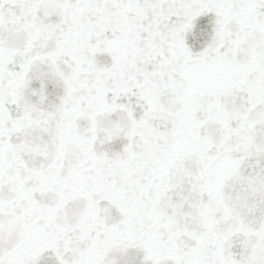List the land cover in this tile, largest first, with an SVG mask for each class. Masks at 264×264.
Segmentation results:
<instances>
[{"label":"snow or ice","instance_id":"obj_1","mask_svg":"<svg viewBox=\"0 0 264 264\" xmlns=\"http://www.w3.org/2000/svg\"><path fill=\"white\" fill-rule=\"evenodd\" d=\"M0 264H264V0H0Z\"/></svg>","mask_w":264,"mask_h":264}]
</instances>
